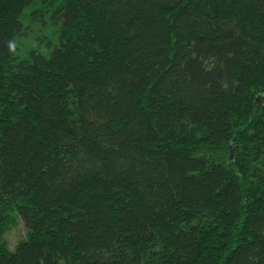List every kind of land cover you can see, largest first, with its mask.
<instances>
[{
    "label": "trees",
    "instance_id": "obj_1",
    "mask_svg": "<svg viewBox=\"0 0 264 264\" xmlns=\"http://www.w3.org/2000/svg\"><path fill=\"white\" fill-rule=\"evenodd\" d=\"M0 264H264V0H0Z\"/></svg>",
    "mask_w": 264,
    "mask_h": 264
},
{
    "label": "rangeland",
    "instance_id": "obj_2",
    "mask_svg": "<svg viewBox=\"0 0 264 264\" xmlns=\"http://www.w3.org/2000/svg\"><path fill=\"white\" fill-rule=\"evenodd\" d=\"M24 21L28 22V17H24ZM39 22L38 24H34L30 31L27 33H23L19 35L16 39V43L21 52L27 51L32 46H37L38 48H44L46 40L49 39L53 43H56L57 28L50 24H44ZM10 216L8 217L7 222L3 228V241L9 249H14L15 246L26 239L27 230L22 223L21 219L17 217L12 211L9 212Z\"/></svg>",
    "mask_w": 264,
    "mask_h": 264
}]
</instances>
